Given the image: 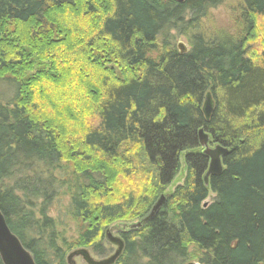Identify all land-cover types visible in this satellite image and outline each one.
Returning a JSON list of instances; mask_svg holds the SVG:
<instances>
[{
	"label": "trees",
	"instance_id": "1",
	"mask_svg": "<svg viewBox=\"0 0 264 264\" xmlns=\"http://www.w3.org/2000/svg\"><path fill=\"white\" fill-rule=\"evenodd\" d=\"M222 1L0 0V82L14 88L0 95V213L35 264L103 256L104 230L144 221L160 196L139 228L119 229L114 264H184L191 246L200 264H264V48L250 44L264 0H242L236 42L196 39L182 55L167 42ZM32 58L49 68L25 80ZM199 128L229 151L208 187Z\"/></svg>",
	"mask_w": 264,
	"mask_h": 264
},
{
	"label": "rangeland",
	"instance_id": "2",
	"mask_svg": "<svg viewBox=\"0 0 264 264\" xmlns=\"http://www.w3.org/2000/svg\"><path fill=\"white\" fill-rule=\"evenodd\" d=\"M244 10V6L242 0H223L219 5L213 7L212 9L206 10L205 14L197 20V22L192 23L191 25H186L185 28L181 30H170L167 35V42L172 45L174 49H177L178 45H182L186 51H190L196 39H200L202 42L208 45H215L217 43L223 42L226 40H230L232 42H236L237 39H240L245 34V21L242 18V13ZM254 30L252 32V40H250L251 47L254 52L259 54L262 48H264V18H258L254 25ZM150 55L154 56L153 53ZM35 62V66L33 68V72L29 71L26 73V79H28L33 74L40 72L42 70H47L49 65L45 64V62H38L36 59L32 58ZM114 70L115 76L121 78V73L118 68L111 67ZM13 86L10 85L9 82H0V95L1 100L8 102V100L13 96ZM52 103L56 106L57 103L52 100ZM182 168L177 174L175 180L169 185L170 187L166 190L165 196L173 192L174 188L177 185L182 184L185 174L183 169V157L179 160ZM63 165V164H62ZM61 165V166H62ZM209 198L205 201L206 204H210L214 199L215 195L209 193ZM204 203V204H205ZM67 205V199L63 198L59 202L55 203L49 210V214L51 217L57 218L61 211L65 209ZM65 232L67 238L70 240L74 239L76 235L74 234L75 227L70 220H65ZM117 223L107 227L104 230L103 240H102V249L103 256H98L94 254L90 249L88 250L90 256H92L96 260H100L103 258L110 257L115 250V246L109 244L105 239V232L108 231L112 234V236H119L120 230L117 228ZM188 251L190 255L195 256L193 259L189 261H185L184 264H200L198 262V257L201 255L195 248L191 246ZM71 252V251H70ZM69 252V253H70ZM66 253V256L69 254ZM74 264H85L82 259L75 258Z\"/></svg>",
	"mask_w": 264,
	"mask_h": 264
},
{
	"label": "water",
	"instance_id": "3",
	"mask_svg": "<svg viewBox=\"0 0 264 264\" xmlns=\"http://www.w3.org/2000/svg\"><path fill=\"white\" fill-rule=\"evenodd\" d=\"M178 4L183 3L185 0H174ZM177 51L179 54H185L187 51L182 45L177 46ZM204 102L202 104V114L205 121H209L210 116L213 112V100L210 93L207 92L204 96ZM197 141L199 145V150L201 154L207 158L208 167L203 176V185L209 186L208 180L210 176H220L223 171L222 159L228 155L229 151L221 145L214 144L210 139L209 135L205 133L202 128L197 131ZM165 198L160 196L156 204L153 206L152 211L149 216L144 219V221L137 222L135 224H124L119 226V229L124 230H135L139 228L142 223L148 220L163 204ZM206 204L203 205L205 207ZM106 241L115 246L114 253L107 258L100 260L94 259L90 256L88 250L81 248L77 250H72L66 256V264H74L75 258H80L85 264H114L123 254L124 243L119 236H112L108 231L105 232ZM0 261L2 264H35L34 260L29 253V251L20 243L18 237L13 234L6 224L5 218L0 213Z\"/></svg>",
	"mask_w": 264,
	"mask_h": 264
},
{
	"label": "bare ground",
	"instance_id": "4",
	"mask_svg": "<svg viewBox=\"0 0 264 264\" xmlns=\"http://www.w3.org/2000/svg\"><path fill=\"white\" fill-rule=\"evenodd\" d=\"M177 50V49H176ZM187 53V52H186Z\"/></svg>",
	"mask_w": 264,
	"mask_h": 264
}]
</instances>
